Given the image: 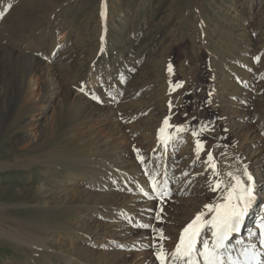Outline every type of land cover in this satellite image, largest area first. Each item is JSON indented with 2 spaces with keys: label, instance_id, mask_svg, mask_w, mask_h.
<instances>
[{
  "label": "rangeland",
  "instance_id": "374dc122",
  "mask_svg": "<svg viewBox=\"0 0 264 264\" xmlns=\"http://www.w3.org/2000/svg\"><path fill=\"white\" fill-rule=\"evenodd\" d=\"M0 11V264H155L172 222H186L176 207L205 209L237 160L264 198V0H0ZM32 59L50 74L21 83ZM117 156L149 190L168 166L175 179L142 249L109 250L115 238L93 233L102 218L85 220L103 203L79 192ZM130 232L122 243L142 234Z\"/></svg>",
  "mask_w": 264,
  "mask_h": 264
},
{
  "label": "bare ground",
  "instance_id": "6f19581e",
  "mask_svg": "<svg viewBox=\"0 0 264 264\" xmlns=\"http://www.w3.org/2000/svg\"><path fill=\"white\" fill-rule=\"evenodd\" d=\"M4 50H5V48H3L1 46L0 47V57H1V54L4 53ZM15 52L10 50V54H9L10 57L9 58H12V61L19 58V57H17L18 54H16ZM5 59H6V57H5ZM36 64L38 65V68H36ZM37 69L39 70V73L43 72L44 75L50 74V72H48V64L43 62V59L41 61H37L36 59L35 60L32 59V61L29 62L27 69L25 71L23 69L21 70V73L23 76L21 83H23L24 77L30 76L32 74V72L37 71ZM15 75L18 76L17 78L20 77V79H21V76L19 74L18 75L15 74ZM40 77H43V76L41 75ZM16 82L12 81V83H11L12 86L17 87ZM64 103H66V102H64ZM91 111H92V108H91ZM77 113H78V111H77ZM81 114H83V113H81ZM170 128H171L170 125H169V128L165 127L164 132L160 133V135L162 137H169L168 132H169ZM113 129H114V127H113ZM174 132L175 131H173V133ZM241 142H242V140H241ZM123 157L117 156V157L113 158V161L111 163H109V164L103 163L101 165V167L98 169L101 171L100 174H102V177L97 178L98 180L92 179L93 177H90L92 179L90 181H93V180L94 181L91 183H90V181H89V183L87 182L88 183L87 186L85 188H83L82 192H79L81 194V196L87 195L88 199H89V197H93L92 198L93 204H96L97 206L100 205L101 203H103V205L102 206L100 205V207L95 206L94 210L91 213H88L85 220L86 221L91 220V219H89V217L91 215L92 216L96 215L94 217L100 216L102 218L101 221L99 222L98 226H96V228L93 230V233L98 236L97 238H99L98 239L99 241L103 240V237H102L103 235L104 236L110 235L113 238H115L113 241H111V239L108 238L112 242L108 248H110L109 250H112L113 252H115V250H124V251L128 250L129 251L131 248H135V247H136V249H139V248L142 249V247H144L143 244L137 240H140L141 238L145 237V234H148V233H146L148 228L142 227L141 225H150L151 224L150 221L152 219V225H153L152 229L158 230V227L153 223L154 222L153 218H154L155 213L152 210V204L154 203V199L157 196L162 195V196H166V198H169V199L171 198V200L173 201L174 199H176V196L178 193L175 190L172 191L171 189H169L171 182L175 180V179H172L170 177V173H168L169 172L168 168L170 166H168L167 170L165 171V174L163 177L164 179H162L160 181V183L157 185V187L159 188V192H155V191H153L152 187H150V190L148 189L149 187H147V184L144 182V179H142L141 176H139L138 174L130 172L131 170L129 172H125V174L121 172V171H124L121 167L126 168L128 166ZM255 164H256L255 167H257L258 164H260V163L256 162ZM117 166H120V168ZM251 166L252 165H250L245 160H237L236 163L231 164L230 166L222 167V171L220 173V176H217L218 177L217 180L221 181V186L219 189L214 191L215 192L214 197L207 204H216V203L222 202V198H223V195H224L227 187H230L231 184L233 183L231 177L227 175L228 173H232L233 175H236V176H241L244 179V182L247 184L248 181H247V178L243 177V172H244L245 168L250 169ZM98 173H99V171H98ZM254 173H257V169L255 170ZM82 177H84L83 179H86L87 175L83 174ZM86 180L84 182H86ZM210 181H212V180H210ZM150 182H151V180H150ZM259 182H261V180L256 181L255 176L252 177L251 183L254 186V191H255V195H256V201L254 204H256V207H258V211H261V214H260L261 216L258 217V222H260L261 217H264V198H260V197L258 198V196H257V192H258L257 190L260 188L259 191L261 192V190L263 189L260 186V185H263L262 182H261V184H259ZM213 184H215V182ZM97 191L105 192L106 194L99 195L100 192L98 194L95 193ZM174 192L176 193V195ZM145 193H147V194H145ZM105 195L110 196V201L109 200L104 201ZM149 202H151V204ZM203 203H204V200H202V199H197L194 201L192 199V201L186 200L183 203H181L182 204L181 207H176V209L178 211H180V212L182 211V213L185 216L186 222L184 224H182V223L179 224L178 221H173L171 226L169 227L168 241L170 240V242H172L173 247L171 248V252L168 255H166V264H171V256H172L173 251L175 250L176 244L178 243V236H179L181 230L184 227H186L196 217L197 214H199L201 212L205 213V215L202 219L207 220V219L211 218L212 213L208 212V210L206 208L205 209L199 208V206L202 205ZM150 208H151V210H150ZM183 208H185V209H183ZM250 210H249V212H250ZM93 213H95V214H93ZM92 220H93V218H92ZM187 220H188V222H187ZM108 222H110V223H108ZM247 222H249V221L247 220L245 222L246 224L242 228L243 233H241V235L237 238L241 241L240 246L238 244H232V247L234 249L239 248V250H240L244 247L243 246L244 243L247 245L248 243L256 241L255 237L253 238V236H249L250 232H248L247 230H249V229L251 231L257 230L258 229L257 224L253 223V224H250V226H248ZM87 225L89 226V224H87ZM179 226H181V227L178 228ZM91 227L92 226H90V228ZM133 229L139 230V231L141 230V232H140V233H142L141 236H139V238H137V239H133V237L130 238L129 243H122L123 242L122 240H125V238L126 239L129 238L128 235H130V233H131L130 231H132ZM207 229L208 228H206L203 231L202 235L205 236V231ZM207 233L208 234L205 237L208 238L209 240H211L210 229L208 230ZM124 236H126V237H124ZM122 237H124V238H122ZM145 243H146V241H145ZM156 246H157V242L154 241V248H156ZM197 247L198 248L200 247L199 243H198ZM139 255H141V254H139ZM71 262H69V263L67 262V264H71ZM105 262H106V260H105ZM155 264H160V261L155 260Z\"/></svg>",
  "mask_w": 264,
  "mask_h": 264
},
{
  "label": "snow or ice",
  "instance_id": "6c2138e0",
  "mask_svg": "<svg viewBox=\"0 0 264 264\" xmlns=\"http://www.w3.org/2000/svg\"><path fill=\"white\" fill-rule=\"evenodd\" d=\"M7 7H11V4H8ZM3 11H7V8L3 9ZM3 11H0V15H3ZM104 15V5L102 4L101 16L103 17ZM254 59L258 61L259 57H255ZM169 71H171V67ZM163 123L164 126H169L168 118H165ZM177 130L182 131L183 127L177 126ZM160 132H164L163 127L160 129ZM196 135L193 132V136ZM169 138H164V142L166 143ZM202 148V143L197 140L195 149L197 157H199ZM136 151L138 152V150ZM208 156L209 163L211 164V153ZM138 159L143 161V157L139 155ZM211 167L215 172V164H211ZM227 175L231 177L233 183L230 187H227L222 202L206 204L204 207L208 212L212 213L211 218L207 220L202 219L205 213L201 212L183 229L179 242L172 253L171 264H264V260L261 259L264 256V251H261V249H264V217H261L260 222L257 224L259 248L256 242L248 243L242 250H236L231 245L230 237L240 231L245 216L248 215L249 210L256 201V195L254 186L251 183L252 177L246 168L243 172V177L247 178V184L241 176H236L232 173H228ZM157 185L158 181L153 177L151 187L155 192H159ZM220 186L221 181L216 180L212 190L216 191ZM141 226L145 228L150 227V225ZM206 228H209L211 231V240L202 235ZM154 231L160 232V230L156 229ZM160 234L162 236V233ZM256 235L253 232L249 233V236ZM198 243L200 244L199 248L197 247ZM240 243L241 241H236V244ZM237 251L238 255H234V252ZM156 257L160 261V264H166V254L162 247L156 253Z\"/></svg>",
  "mask_w": 264,
  "mask_h": 264
}]
</instances>
